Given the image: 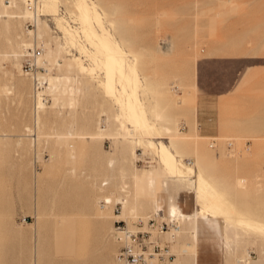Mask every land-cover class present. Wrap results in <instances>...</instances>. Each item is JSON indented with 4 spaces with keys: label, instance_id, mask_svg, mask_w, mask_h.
I'll return each instance as SVG.
<instances>
[{
    "label": "rangeland",
    "instance_id": "rangeland-1",
    "mask_svg": "<svg viewBox=\"0 0 264 264\" xmlns=\"http://www.w3.org/2000/svg\"><path fill=\"white\" fill-rule=\"evenodd\" d=\"M24 1L2 0V4L10 12H26ZM38 1L35 18L47 24L49 45L37 39L36 24L27 30L21 19L15 29L23 35L19 49L23 56L34 43L41 55L51 53L45 67L50 103L41 109L38 123L31 112V82L20 69L23 57L17 63L10 56L0 57V264H113L115 243L109 233L122 211L116 199L124 197L122 182L128 186L127 195L133 194L132 167L159 168L157 156L147 148L150 144L165 146L182 165L192 161L195 164L188 168L200 166L224 188L236 179H246L248 186L258 183L260 192L250 190L245 203L255 216L264 217V207L257 204V198L264 201V0ZM81 1L96 12V18H90L96 34L108 36L112 47L119 48L131 83L124 93L115 76V88L122 101L133 95L146 129L126 122L128 132L121 130L112 119L120 113L113 97L97 86L89 91L76 69L65 68L66 61L78 58L84 77L91 72L96 82L106 80L105 70L94 65L95 58L104 61V54L82 33L77 9ZM59 7L65 16L59 15ZM1 29L0 25V47L7 36ZM21 83L26 86L22 95L17 92ZM5 85L12 94L3 93ZM151 105L162 111L170 134L162 129L167 123L155 120ZM68 121L74 123L72 128ZM82 123L88 129L79 130ZM33 126L38 135L34 143L27 138ZM67 128L80 131L81 137L87 130L98 131V136L67 142L62 134ZM60 134L64 136L59 140ZM19 137L21 148L16 147ZM131 141L146 147H134V159ZM120 149L125 152L124 179L119 174ZM137 185L149 187L144 180ZM176 202L178 214H190L193 193L179 192ZM142 203L136 214L147 216L153 207ZM258 235L245 239L251 264H264V231ZM216 243L210 234L199 239L197 264H223ZM233 249L241 255V248Z\"/></svg>",
    "mask_w": 264,
    "mask_h": 264
},
{
    "label": "bare ground",
    "instance_id": "bare-ground-1",
    "mask_svg": "<svg viewBox=\"0 0 264 264\" xmlns=\"http://www.w3.org/2000/svg\"><path fill=\"white\" fill-rule=\"evenodd\" d=\"M83 1H81L77 6V9H78L79 14H80L79 21L82 25V33L85 35L86 39L88 38L91 41V43L95 46V48L97 49V52L104 54V56H105L104 61L103 60L101 61V59L100 60L97 59L98 61H96V58H95L94 59V65H95V68L97 67L98 69H104L105 70L106 80H104V81L100 80V81L96 82L95 80L97 78L94 80V76L89 75L91 73L90 71H89L90 73L87 72L88 75H86L84 77V72H82V69L80 68V63L82 61H80L78 58L71 59L68 62L66 61V67L65 68L68 70V72H70L71 70L73 71V69L74 70L76 69L77 73L75 71L74 72L76 73V75H80V77H82L83 85H86L87 88L89 87V89H90L89 91L98 87L106 95L113 97L112 98L113 101H115V103H117L120 106V108H119L120 113L119 114L118 113L113 114L114 117L112 116V119H114V122H117L119 124V127L121 128V130L128 132V130L126 129V126H125L126 122L135 123L138 127L146 129L147 125L145 124V121L143 120V117H142L143 112L140 109V107H137L134 104L133 95H126V99L124 101H122L121 100V94L119 93L120 91H117L115 88L116 87L115 76L118 77L117 84L119 85V89H121V91L124 93L126 90V85H129L131 83L130 78L128 77V75L125 72V64H124L125 61L123 62L122 58L118 56V54L120 52V51H118L119 48L117 46L118 50H116L112 47V45L108 41L109 39H107L108 36H104V34L99 36L100 34L99 35L96 34V32L93 30V28L91 27V24H90V21H91L90 18H96V12L94 11V9L91 10L88 7V5H86ZM38 2L39 1L37 0V4L35 6L34 12L29 10L33 13L34 16H32V13L28 12V10L26 12H20L19 10H21V9H19V10L17 9L18 12H13V11L10 12L8 10V8L2 4V0H0V25L2 28L1 30L2 31L5 30L7 33V36H6V33H4V35L6 37L3 39V42L1 43L0 57L7 59L10 56L13 58V60L16 63L21 57H23V54L19 50L20 44L24 43L22 38H21L23 35L20 37L19 36L20 34L17 35L15 32V29L18 28L16 26L17 25L20 26V24L22 23L20 21L21 19H24V21H26L27 18H30L28 20L31 21L32 27L26 28V29L27 30H33V28L36 24V26H37V29H36L37 39L41 40L42 43H44V45H49L50 40H51L50 39L51 36L50 37L48 36V34H50V30L48 29L47 24L45 22L41 21L40 19L35 18L37 16ZM48 2H50V1L48 0ZM51 2H52V0H51ZM55 5H57V4H55ZM44 6H46V5H44ZM15 8H17V7H14V9ZM25 8H27V7H25ZM54 8H56V7H54ZM53 10H57V9H53ZM61 16H65V12H64V15H61ZM1 18H6V21H2ZM61 21H60V24H61ZM57 24H58V21H57ZM93 24H94V22H93ZM57 28H60V27H57ZM46 29L49 30V33H47L48 31L46 32ZM69 29L70 28H68V30ZM77 29H79V28H77ZM96 29H97V27H96ZM101 29L102 28L100 27V30ZM61 32H63V30H61ZM12 35H14V37ZM62 35H64V34H62ZM65 36H67V35L65 34ZM83 41L85 42V40H83ZM65 42H67V41H65ZM34 44L37 45V43H34ZM115 45H116V43H115ZM5 46H6V48H5ZM2 49H3V51H1ZM4 49H8V51L9 50L10 51L9 52L4 51ZM76 50H78V49H76ZM88 50H89V48H88ZM59 51H60V49H59ZM40 55H41V52H40ZM82 56H83V54H82ZM50 57H51V53H49L46 56L44 54H42L41 57L39 56L37 58V64L39 63V64L43 65L44 67H46V64L48 63V60ZM43 58H46V60ZM3 61H4V59H3ZM16 63H12V64H14V66H15V65H17ZM53 63H54V65H56V67L60 66L57 58H55ZM82 64H84V63H82ZM89 65H90V63H89ZM91 66L93 67L92 64H91ZM45 69H46V74L44 75V79H45L46 85L41 90V92L43 94L47 95L45 90L49 87L48 81H47L49 72H48L47 68H45ZM83 71H84V69H83ZM94 71L96 73V70H94ZM129 71L132 72V70H129ZM85 74H86V72H85ZM133 74H130V75H133ZM98 77H100V76H98ZM135 79H136V76L134 78V81H135ZM94 81H95V83H97V85L94 84ZM24 83H26V82H24ZM24 85L25 84L21 83L17 86V92L21 95L24 92V88H26V86H24ZM1 90H3V93L5 92L6 95L12 94L11 91L8 90L6 85L3 86V88ZM27 91H29V90L27 89ZM76 91L77 92L79 91V93H81V91L83 92V90H81V91L76 90ZM83 93L85 94L86 92H83ZM30 98H31V96H30ZM48 98H50V97L48 96ZM49 103H50V99L47 102V104H43L41 101L40 102L37 101L36 102V110H34L33 105H32V99H31V112H32V115L36 117V120H35L36 123H38V121H39L38 114L41 112V109L46 108ZM152 107H153V109H151V110H154L155 118H156L155 120H158L160 122H164V123L168 124V121H166L165 116L163 115L162 111L159 110V108L157 106H152ZM161 109H164V108L161 107ZM68 122H67L68 127L72 128L74 123L71 121H68ZM172 122H173V120H172ZM80 125H81L80 126L81 129H79V130H82V131H83V128L88 129L87 127H89V125L86 127L85 123H82ZM34 127L35 126H33L31 128L32 131H30L27 128L29 130L28 133L29 132L30 133L28 136L26 135L27 138H30L32 143H34L38 140L37 139L38 135H36L37 132H36ZM40 127L38 125V128H40ZM38 128L36 127V129H38ZM97 128H98V126H97ZM174 128H176V127H174ZM162 129L166 134H170L172 131L169 124H168V126H163ZM70 130L71 129H69V131H68V128H67L68 132L66 134H65V132L62 133L66 136L65 139L67 140V142H69L71 140L74 141L76 139L96 140V136H98V135H96L98 131L95 132L94 134H88L89 130H87L88 132H87V134H85L87 136L81 137L84 134L80 133V131H79V133H72L71 132L72 130L71 131ZM93 132L94 131H92V133ZM90 133H91V131H90ZM64 135L60 134L58 139L59 140L62 139V136H64ZM100 135H99V137H100ZM111 135H113V134H111ZM150 136H152V135H150ZM150 136L148 138L149 140L158 139V137H150ZM129 137H130V135H129ZM19 139H20V137H19ZM173 139H171V140H173ZM169 141H170V138H169ZM173 142L174 141H172V143ZM130 143L133 144V147L130 149L131 150V157L133 159L135 158L134 147H139L141 150L142 149L144 150L146 148L145 145L143 144V142H141V141H131ZM20 144H21V139H20V142H18V146H16V147L21 148L22 146H20ZM212 145L213 144H210V146H212ZM229 145H230V143H229ZM130 146H132V145H130ZM170 146H173V145H170ZM33 147H35V146H33ZM147 148L152 150L155 153V155L157 156V158H158V160H157L158 164L157 165H159V168L154 169V170H150V169L149 170H140V169H136L135 167H132L130 173H131V179L133 180V194H131V192H128V195H127L126 190H127L128 186L125 184V182H122L121 187L120 186L119 187H120V191L124 194V197L116 199L118 201L117 204L122 205V208H121L122 211H121L120 215L115 216L114 218L117 220H122V221L126 222L127 224L126 223L125 224L128 227H132V225H133L132 223L137 218L145 220L154 211V209L156 207L160 208L163 212L164 219L166 221L170 220L172 223V225L168 227V230L166 232H163L160 234L161 240L167 243L168 253L173 255L172 264H179V262H182V264H192V258H193V254H194V241H195V222L198 218H207V217L221 218L224 221V245H225V249H226V255L228 257V260H230L229 264L230 263L231 264H251L250 262H248L249 258H250L249 253L246 250V248L244 247L246 245H249V244H246L248 240L246 241L245 239H246V237H248V239L250 240V239H252L251 236H255V239L259 238L258 234H261L264 231V217L259 218V217L255 216L253 211L248 210L246 207L245 200H246L250 190H253V192L258 195V193L260 192V189H259L260 187H259L258 183L250 182V186H248L246 179H236L235 182L231 186H229V188H224V187L220 186L211 177V175L205 169L201 168L200 166L196 167V165H195L196 169L188 168L187 166L192 167V165L195 164V163L193 164L192 161H188L186 163L187 166H185L184 163H183L184 165H182L181 163H178L176 161V156H175L176 154L173 155L165 146H163L161 144L158 146L150 144L149 146H147ZM173 148L176 151H178L177 146H173ZM148 152H149V150H148ZM153 152H152V154L154 155ZM144 153H146V152H144ZM73 154H71V156ZM118 155L121 157V160H122V166L121 167L119 166V174L121 175V178L124 179L125 172H126L125 167H124V164H125V162H124V160H125L124 150L120 149L118 151ZM39 156H38V158H39ZM111 158H109V159H111ZM132 158H131V160H132ZM138 161H140V160H138ZM34 162H40V161H38L37 158H35ZM107 163L111 164L112 160H109V161L107 160ZM148 163H149V161H148ZM129 164L131 165V163H129ZM107 168H108V165H107ZM107 172H108V170H107ZM142 180L146 181L149 184L148 188H144L143 185H140V186L137 185V182L138 181L142 182ZM94 182H95V180H94ZM169 182H172L175 184H180V185H187L188 188L190 190H192L193 207H192L190 214L185 215V216L178 214L177 213V209H178L177 204L175 202H169L164 197V193H166V190H167V188H165L164 185L169 183ZM160 186H162V189H160ZM129 194H130V198H129ZM144 201L146 204H148L147 208L149 205H151L153 207L150 214L147 216H146V214H145V216L136 214L137 207L139 205L142 206L143 205L142 202H144ZM159 202H161L163 204V206ZM101 204H102V202L99 203V205H101ZM257 204L260 207H264V201L261 200L260 198H257ZM101 207H103L102 208V210H103L104 205H101ZM142 209H143V207H142ZM251 209H252V207H251ZM127 214H129L132 217L125 218ZM262 215H264V214H262ZM122 218H125V219H122ZM23 222H24V220H23ZM111 231H112V229H111ZM110 233H109V236L111 237ZM111 240L113 241L112 237H111ZM253 240H252V242H254ZM263 243H264V241H263ZM173 244H176L175 250H173V248H172ZM233 248H236V249L241 248V255L238 256L236 254L237 251H236V253H234ZM34 256H35V254H34ZM250 259H252V258H250Z\"/></svg>",
    "mask_w": 264,
    "mask_h": 264
},
{
    "label": "built area",
    "instance_id": "built-area-1",
    "mask_svg": "<svg viewBox=\"0 0 264 264\" xmlns=\"http://www.w3.org/2000/svg\"><path fill=\"white\" fill-rule=\"evenodd\" d=\"M28 10L34 12L37 0H25ZM59 15H64L62 7L58 9ZM25 28H31L32 23L26 20ZM40 48L33 44L23 56L20 69L31 82V99L33 109L36 110V102L47 104L49 98L41 90L46 85L44 75L46 69L37 64L40 56ZM264 169V162L262 164ZM132 227H128L122 220H114L111 237L115 243L113 256L114 264H172L173 255L168 253L167 243L162 241L160 234L166 232L172 225L171 221L164 219L160 208L154 211L144 220L137 218Z\"/></svg>",
    "mask_w": 264,
    "mask_h": 264
},
{
    "label": "crops",
    "instance_id": "crops-1",
    "mask_svg": "<svg viewBox=\"0 0 264 264\" xmlns=\"http://www.w3.org/2000/svg\"><path fill=\"white\" fill-rule=\"evenodd\" d=\"M164 186L165 188H167L166 193H164V197L169 202H175L176 204H177L176 197L179 192H182V191L187 192V190L192 192V190H190L187 185H180V184L169 182L165 184ZM160 189H162V186H160ZM159 203L163 206L161 202ZM207 234H210L211 236L215 237L217 240L216 245L221 254L220 261H223V264H229L230 260H228V257L226 255L225 245H224V221L218 217L198 218L196 220L194 254L192 258V264H197L198 241L201 237ZM172 248L173 250H175L176 244H173ZM179 264H182V262H179Z\"/></svg>",
    "mask_w": 264,
    "mask_h": 264
}]
</instances>
